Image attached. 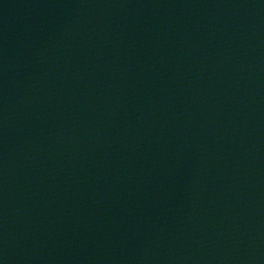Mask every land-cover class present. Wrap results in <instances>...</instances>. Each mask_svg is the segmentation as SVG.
<instances>
[{"label": "water", "instance_id": "water-1", "mask_svg": "<svg viewBox=\"0 0 264 264\" xmlns=\"http://www.w3.org/2000/svg\"><path fill=\"white\" fill-rule=\"evenodd\" d=\"M0 264H264V0H0Z\"/></svg>", "mask_w": 264, "mask_h": 264}]
</instances>
